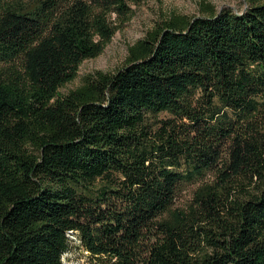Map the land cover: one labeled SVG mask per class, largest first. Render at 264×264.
Masks as SVG:
<instances>
[{
	"label": "trees",
	"instance_id": "1",
	"mask_svg": "<svg viewBox=\"0 0 264 264\" xmlns=\"http://www.w3.org/2000/svg\"><path fill=\"white\" fill-rule=\"evenodd\" d=\"M130 1L0 0V264L70 236L94 264H264V0L170 14L61 94Z\"/></svg>",
	"mask_w": 264,
	"mask_h": 264
},
{
	"label": "rangeland",
	"instance_id": "2",
	"mask_svg": "<svg viewBox=\"0 0 264 264\" xmlns=\"http://www.w3.org/2000/svg\"><path fill=\"white\" fill-rule=\"evenodd\" d=\"M204 1L214 7L215 12L228 9L233 13H242L247 8L245 0H134L128 3L131 18L115 32L103 52L95 58L84 60L78 70L77 78L60 89L65 94L80 84L83 75L94 71L114 73L124 64L127 47L142 39L146 32L170 14L186 16L199 15V3ZM117 22L119 20H116ZM207 179H210L209 177ZM200 182L184 186L179 193L173 209H186ZM68 250L62 255L63 264H94L75 237L70 236Z\"/></svg>",
	"mask_w": 264,
	"mask_h": 264
}]
</instances>
